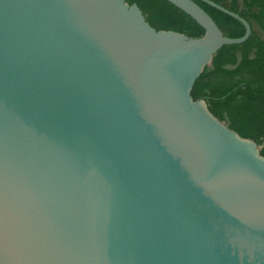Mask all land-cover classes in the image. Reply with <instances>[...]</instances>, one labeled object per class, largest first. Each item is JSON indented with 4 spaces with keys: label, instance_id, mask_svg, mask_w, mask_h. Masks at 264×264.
<instances>
[{
    "label": "water",
    "instance_id": "1",
    "mask_svg": "<svg viewBox=\"0 0 264 264\" xmlns=\"http://www.w3.org/2000/svg\"><path fill=\"white\" fill-rule=\"evenodd\" d=\"M125 0H0V264H264V157L194 81L223 34Z\"/></svg>",
    "mask_w": 264,
    "mask_h": 264
},
{
    "label": "trees",
    "instance_id": "2",
    "mask_svg": "<svg viewBox=\"0 0 264 264\" xmlns=\"http://www.w3.org/2000/svg\"><path fill=\"white\" fill-rule=\"evenodd\" d=\"M135 3L156 30H172L201 37L204 29L167 0H125ZM216 22L223 34L240 37L245 29L234 17L194 0ZM238 13L251 26L240 44H225L194 81L190 95L204 99L210 112L243 138L253 140L264 157V0H212Z\"/></svg>",
    "mask_w": 264,
    "mask_h": 264
}]
</instances>
